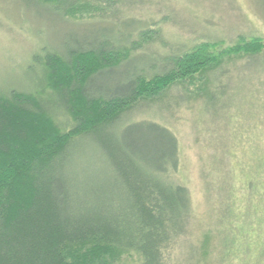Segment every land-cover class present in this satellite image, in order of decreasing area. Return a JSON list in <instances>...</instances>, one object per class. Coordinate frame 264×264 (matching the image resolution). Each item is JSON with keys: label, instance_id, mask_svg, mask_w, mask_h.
Here are the masks:
<instances>
[{"label": "trees", "instance_id": "trees-1", "mask_svg": "<svg viewBox=\"0 0 264 264\" xmlns=\"http://www.w3.org/2000/svg\"><path fill=\"white\" fill-rule=\"evenodd\" d=\"M22 1L46 16L49 12L67 33L58 45L39 42L23 87L0 90V154L10 160L6 169L0 163V264H124L128 257L135 264H204L176 134L152 117L130 120L124 114L137 108L141 98L151 101L174 83L213 69V78L198 90L211 128L228 113L225 100L236 81L264 65L263 39L223 35L230 44L221 50L217 35L177 44L164 37L170 34L162 22L165 15H157L158 20L126 15L127 0ZM80 4L100 19L93 15L89 21L66 22L67 10ZM71 26L80 27L81 36ZM149 42L162 51L147 50ZM238 52L245 54L236 57L246 60L245 70L231 75L219 57ZM75 105L82 106L80 112ZM23 114L63 117L67 127L56 141L67 140L50 145L54 153L46 155L42 143L47 136L32 141L28 167L11 163L25 157L10 142L27 140L17 119ZM226 126L209 131L213 159L223 169L220 190L227 198L220 203L227 220L216 229L222 234L218 242L238 264H258L264 260V133L253 144L241 143L243 138L236 144L234 134L235 144L227 151L222 147ZM237 130L242 136L244 129ZM236 169L245 175V201L233 182L228 186Z\"/></svg>", "mask_w": 264, "mask_h": 264}, {"label": "rangeland", "instance_id": "rangeland-1", "mask_svg": "<svg viewBox=\"0 0 264 264\" xmlns=\"http://www.w3.org/2000/svg\"><path fill=\"white\" fill-rule=\"evenodd\" d=\"M126 2V15L136 18L143 15L146 19L142 18V20L152 17L157 19V15L159 18L165 15L167 19L163 18L162 22L168 23L167 30H170V34L165 33L164 37L171 39V43L189 44V39L194 37L199 40L198 43H201L209 40L211 35H217L221 39L219 41L221 45H217V49L221 50L230 44L222 39L223 35H229V37L233 35L231 36L233 38L240 33L246 38L261 37L264 42V0H167L165 2L127 0ZM29 8L31 7L22 0H0V90L2 91L17 86L23 87L24 82L31 77L26 68L29 69L31 66L32 53L38 49L37 46L42 39L58 45L67 33L64 23L62 24L60 20L55 23V17L53 18L49 12L46 16L43 11L39 12L38 8H31L32 10ZM71 8L65 13L66 18L64 17V20L67 19L68 22L89 21L93 15L100 19L99 13L89 15L90 10L86 13L87 8L83 7V4ZM148 11L154 15H149ZM106 18L112 20L111 17ZM71 28L81 36L80 27L71 26ZM88 28L95 27L89 25ZM144 47L150 52L162 51L153 42H149ZM244 55L241 52L224 53L219 57L220 65H229L231 69L229 67L228 70H231L233 75L239 68L245 70L243 64L246 60L236 58ZM257 66L256 72H248L236 81L235 87L231 89L232 93L230 92L225 100L228 102V113L224 114L223 120H219L211 128L206 121L211 119V116L202 109L203 95L199 94L198 90L201 82L208 77L210 80L213 78V69H210L208 73L199 72L182 83H174L153 97L151 101L141 98L137 108L124 114L130 120L152 117L167 125L176 134L180 143L181 176L190 189L195 215L200 226L197 233L203 241L204 264H238L237 258L232 254H225L218 242V236L222 240V234L219 235L216 229L221 222L224 223L227 220L223 216L225 207L220 203L227 198L226 191L220 190L219 176H222L223 169L221 164L218 165L213 159L214 151L209 131L213 130L214 125L220 128L223 123H227V136L222 143V147H226L227 151L235 144L237 138L234 134H238L236 144H239L241 138H243L241 143L253 144L251 140L255 139L261 130L264 133V65L259 63ZM229 74L226 75L227 78ZM81 107L75 105L77 112H80ZM40 117L23 114L17 118L25 128L27 140L26 142L10 141L13 145H18L20 147L18 150H23L25 155L24 158H19L18 162L12 159V165L28 167L30 163L28 160L33 158L28 151L29 145L40 135L48 137V141L42 143L46 149L48 148L46 155H49L50 151L54 153L50 145L61 146L67 140L66 136L60 143L56 141L64 135L62 131L67 128L63 117L52 119L46 114ZM229 117L234 120H228ZM238 128L244 129L242 136H239ZM218 152L222 153L220 150ZM7 161L10 163L8 158L0 154V163H4L5 169L9 168ZM226 170H228L227 166ZM237 170L231 173L232 178L231 174L229 175L228 186L230 187L233 182V188H237L238 197L245 201L243 197L245 191L242 188L245 175L239 176ZM19 180L20 178L16 183ZM21 185L25 187L27 183ZM7 186L8 184H2L3 189ZM5 193L7 195V191ZM257 212H260V209H257ZM261 222L264 224V219ZM261 229L264 234V225ZM124 264H135V260L128 257ZM258 264H264V260L262 262L260 259Z\"/></svg>", "mask_w": 264, "mask_h": 264}]
</instances>
